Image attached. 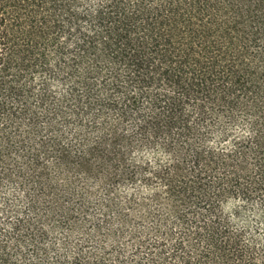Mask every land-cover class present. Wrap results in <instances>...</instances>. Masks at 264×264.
<instances>
[{"label":"trees","instance_id":"16d2710c","mask_svg":"<svg viewBox=\"0 0 264 264\" xmlns=\"http://www.w3.org/2000/svg\"><path fill=\"white\" fill-rule=\"evenodd\" d=\"M0 264H264V0H0Z\"/></svg>","mask_w":264,"mask_h":264},{"label":"rangeland","instance_id":"374dc122","mask_svg":"<svg viewBox=\"0 0 264 264\" xmlns=\"http://www.w3.org/2000/svg\"><path fill=\"white\" fill-rule=\"evenodd\" d=\"M153 149H143L141 152L135 153V156H137L139 158V160H135L136 162H143V163H147L153 167H155L157 164L163 165L166 164L169 159V157L165 154V153H159L158 155L153 152ZM172 161V160H171ZM48 164H53L54 161H47ZM102 175H100L99 178H101ZM63 181H66L64 178L62 179ZM74 183L75 185H77V179H73L72 181H69ZM102 185H100L99 183H97L96 187L93 184V182L88 183V190H90L91 192L93 191H98V193L91 198V209H92V215L95 216H99L102 214L101 209L98 206V202L101 201V198L99 197L100 194H102L101 190L99 189V187H101ZM119 192H118V200H120L121 202H124L125 198H129L132 197L134 199H141V198H146L148 193L150 192L148 187L140 185V184H136V185H132V184H124V185H120L118 188ZM152 207V206H151ZM231 208V206H230ZM229 207H225L224 208V212L229 215L231 213ZM149 222L146 221L144 222V224H147ZM87 227V226H86ZM60 237V235L58 236V238ZM57 240V238H55ZM80 239V238H78ZM75 240H77V238H75Z\"/></svg>","mask_w":264,"mask_h":264}]
</instances>
